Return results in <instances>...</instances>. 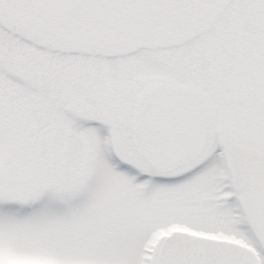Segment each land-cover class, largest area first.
<instances>
[{
    "label": "snow or ice",
    "instance_id": "1",
    "mask_svg": "<svg viewBox=\"0 0 264 264\" xmlns=\"http://www.w3.org/2000/svg\"><path fill=\"white\" fill-rule=\"evenodd\" d=\"M0 264H264V0H0Z\"/></svg>",
    "mask_w": 264,
    "mask_h": 264
}]
</instances>
